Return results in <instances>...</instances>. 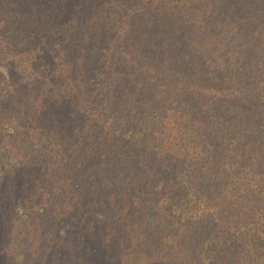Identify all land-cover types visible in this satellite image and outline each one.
<instances>
[{"label":"trees","instance_id":"1","mask_svg":"<svg viewBox=\"0 0 264 264\" xmlns=\"http://www.w3.org/2000/svg\"><path fill=\"white\" fill-rule=\"evenodd\" d=\"M0 264H264V0H0Z\"/></svg>","mask_w":264,"mask_h":264}]
</instances>
